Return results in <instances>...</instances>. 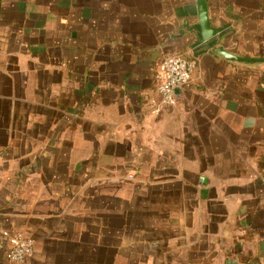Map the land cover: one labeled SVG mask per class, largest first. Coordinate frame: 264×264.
<instances>
[{"label": "crops", "instance_id": "0c3cea01", "mask_svg": "<svg viewBox=\"0 0 264 264\" xmlns=\"http://www.w3.org/2000/svg\"><path fill=\"white\" fill-rule=\"evenodd\" d=\"M264 58V0H207ZM197 0H0V264H264V63ZM195 61L153 114L157 70Z\"/></svg>", "mask_w": 264, "mask_h": 264}, {"label": "built area", "instance_id": "2783aa9c", "mask_svg": "<svg viewBox=\"0 0 264 264\" xmlns=\"http://www.w3.org/2000/svg\"><path fill=\"white\" fill-rule=\"evenodd\" d=\"M195 61L188 60L183 55L172 54L165 57L159 64L156 79L158 85V100L153 101V114H159L168 107L178 103L177 90H184L189 85L195 71ZM264 184V177L262 178ZM7 239L6 262L22 264L34 252V241L24 233L4 232Z\"/></svg>", "mask_w": 264, "mask_h": 264}, {"label": "water", "instance_id": "95a60500", "mask_svg": "<svg viewBox=\"0 0 264 264\" xmlns=\"http://www.w3.org/2000/svg\"><path fill=\"white\" fill-rule=\"evenodd\" d=\"M199 8L200 32L202 35L201 44L209 46L214 53L224 57L229 61L247 62V63H264V58H247L234 55L227 52L223 47L219 46V40L223 37L225 27H213L208 15L207 0H197ZM180 90L176 91L179 98Z\"/></svg>", "mask_w": 264, "mask_h": 264}]
</instances>
